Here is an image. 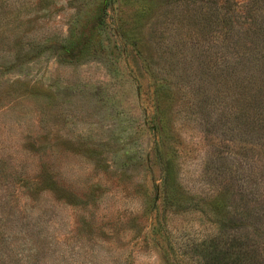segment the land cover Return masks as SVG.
Here are the masks:
<instances>
[{
  "label": "rangeland",
  "instance_id": "obj_1",
  "mask_svg": "<svg viewBox=\"0 0 264 264\" xmlns=\"http://www.w3.org/2000/svg\"><path fill=\"white\" fill-rule=\"evenodd\" d=\"M106 1L0 0V264L264 258V0Z\"/></svg>",
  "mask_w": 264,
  "mask_h": 264
},
{
  "label": "trees",
  "instance_id": "obj_2",
  "mask_svg": "<svg viewBox=\"0 0 264 264\" xmlns=\"http://www.w3.org/2000/svg\"><path fill=\"white\" fill-rule=\"evenodd\" d=\"M109 1L101 3L99 8L101 14L106 13ZM94 29L84 33L76 28L74 36L66 46L65 53L76 54V57H80L85 53L96 38ZM166 181L163 186L165 189ZM219 225L220 228L214 229L212 235L201 245V264H264V258H261L256 249L250 246L245 240V236H235L231 243L223 241V236L226 235L225 230L222 229L225 228L224 222H220Z\"/></svg>",
  "mask_w": 264,
  "mask_h": 264
}]
</instances>
